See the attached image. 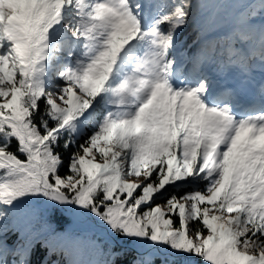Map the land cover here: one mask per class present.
<instances>
[{"label": "snow or ice", "instance_id": "1", "mask_svg": "<svg viewBox=\"0 0 264 264\" xmlns=\"http://www.w3.org/2000/svg\"><path fill=\"white\" fill-rule=\"evenodd\" d=\"M0 264H264V0H0Z\"/></svg>", "mask_w": 264, "mask_h": 264}]
</instances>
